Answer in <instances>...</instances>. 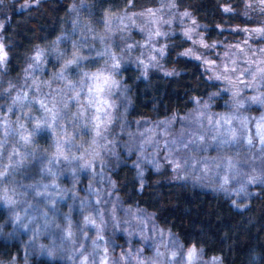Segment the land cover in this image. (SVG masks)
I'll list each match as a JSON object with an SVG mask.
<instances>
[{
  "label": "clouds",
  "instance_id": "clouds-1",
  "mask_svg": "<svg viewBox=\"0 0 264 264\" xmlns=\"http://www.w3.org/2000/svg\"><path fill=\"white\" fill-rule=\"evenodd\" d=\"M0 264H264V0H0Z\"/></svg>",
  "mask_w": 264,
  "mask_h": 264
}]
</instances>
